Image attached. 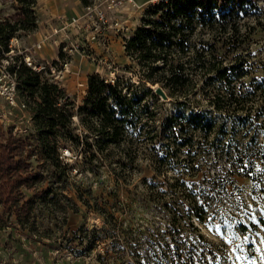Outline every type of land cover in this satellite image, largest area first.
I'll return each mask as SVG.
<instances>
[{
    "label": "trees",
    "instance_id": "1",
    "mask_svg": "<svg viewBox=\"0 0 264 264\" xmlns=\"http://www.w3.org/2000/svg\"><path fill=\"white\" fill-rule=\"evenodd\" d=\"M19 1L28 11L14 23H0L3 47L17 27L37 25L35 0ZM257 13L253 0L147 3L124 44L136 60L138 82L123 85L93 72L79 103L21 64L19 90L27 95L33 128L20 136L0 130V231L10 227L5 243L12 246L8 253L0 248V260L53 249L69 252V264H93L85 254L101 244L99 264H209L205 259L215 257L218 247L199 224L223 226L236 218L219 209L217 199L235 191L237 176L258 187L264 170V62L250 48L261 21H248ZM156 84L173 110L153 91ZM64 147L74 153L71 162L63 159ZM34 161L36 167L51 166L48 186ZM76 165L81 174L107 170L115 182L99 198L80 184L73 189L77 199L62 194L75 214L84 206L85 216L94 211L103 223L90 227L79 221L63 240L45 236L35 200L45 199L60 179L69 180ZM135 169L142 173L137 183ZM119 186L127 199L119 197ZM139 209L157 214L143 222ZM258 220L264 223L262 216ZM239 227L247 225L239 221ZM227 248L221 251L228 254Z\"/></svg>",
    "mask_w": 264,
    "mask_h": 264
},
{
    "label": "rangeland",
    "instance_id": "2",
    "mask_svg": "<svg viewBox=\"0 0 264 264\" xmlns=\"http://www.w3.org/2000/svg\"><path fill=\"white\" fill-rule=\"evenodd\" d=\"M138 5H132L126 0H120V4L116 6V16L122 20L126 29L123 32L132 33L134 28L140 23V16L143 13V6L140 5L143 0H134ZM257 2L260 8V13L252 15L248 18L249 22L256 23L257 20L261 21V24L257 25L252 33V42L250 48L253 51L255 60L264 62V0H253ZM40 2V4L38 3ZM43 5L49 9L52 8L53 13H61L67 17L81 15L80 20H83L82 14L84 12L83 5L79 0H35V4H32L35 13L36 26L31 29L28 35L24 28L17 27L15 33L19 35L23 41L34 40L43 25L39 23L46 19L47 14L43 13L40 7ZM26 10L28 7L21 3L19 0H0V23L11 22L14 23L20 18L26 16ZM48 14H50L48 12ZM259 18V19H257ZM53 20L54 24L59 25V20ZM50 20V21H51ZM44 22V26H48V22ZM44 29V28H43ZM70 41L72 42L73 51L71 52V73L66 76L65 85L63 90L72 92V97L75 98V102L79 103L82 96L86 92L85 86H79V81L87 82L89 74L98 72L103 74L107 78L116 77L117 82L124 84H136L138 82L135 69L137 68L136 60L130 57L124 49V43L122 42L123 34L114 33L108 31L107 35L109 39L104 43L102 38L99 40H90V35L87 30L79 29L77 26L70 27L69 30ZM101 37V36H100ZM262 71L255 70L256 75H260ZM65 86L67 87L65 90ZM160 98V97H159ZM160 100H162L160 98ZM165 101L164 107L173 110L172 104L169 100ZM163 107V106H162ZM21 126L28 127L27 131L21 135L27 134L32 130V122L28 118L23 122ZM80 131V129H77ZM12 133V132H11ZM13 134V133H12ZM19 133L14 134L18 136ZM246 141V138L244 139ZM63 159L71 162L73 159V152L69 151L67 147L62 148ZM34 170L42 169L40 173L47 177L44 186L49 185L51 177V166L43 165L37 166V162H33ZM76 167L72 168L71 177L69 180L64 181L60 179L58 183L54 184L55 189L50 191L48 195H45V199L36 198L35 214L40 221V231L45 236L51 238H58L63 240L64 234L69 229V226L77 227L79 221H85L88 226L101 225L103 223L99 214L94 211L88 210L86 216L81 209L74 213L70 200L68 201L62 194H66L75 197L74 186L80 184L81 188L92 189V192L96 198L104 192L105 188L114 187L115 182L111 176L108 175L107 170H104L99 175H93L91 173H78ZM261 170V169H260ZM149 176L155 175L152 172H146ZM140 173L136 169L133 171L132 180L137 183L140 179ZM145 174V173H144ZM173 172H168L167 175H173ZM162 175V174H158ZM260 181L258 187L254 182L243 176H237L235 191L231 192L227 196H219L217 199V207L226 211L229 216H236V218H229L223 226L219 222L208 223L207 225L199 224L202 232L208 237L214 240L218 249V253L215 257H209L205 259L209 264H264V223L258 220L259 216L264 218V170L260 173ZM27 195L32 194V190L23 189ZM119 197L127 199V191L123 186H119ZM86 196V195H85ZM137 216L143 220H148L151 216H156L155 211H147L145 209L137 210ZM157 214V213H156ZM68 217V218H67ZM65 218H67L65 220ZM68 222V223H65ZM239 221L247 225L246 229L239 227ZM252 222V223H250ZM165 225V222H163ZM10 231V227L0 231V248L6 246V253L11 251L12 246L5 243L7 240V233ZM17 236L24 238L23 231L16 226ZM45 240H48L45 237ZM222 243V244H221ZM10 245V246H9ZM223 245L228 246L229 253L224 254L221 251ZM100 244L96 249H92L85 254V260L89 263L99 264L96 260V253L98 250H102ZM31 257H25L22 253H16L13 260H9L6 257L8 264H69L72 255L64 250L51 249L47 253H40L33 251L30 254ZM204 264V263H202Z\"/></svg>",
    "mask_w": 264,
    "mask_h": 264
},
{
    "label": "built area",
    "instance_id": "3",
    "mask_svg": "<svg viewBox=\"0 0 264 264\" xmlns=\"http://www.w3.org/2000/svg\"><path fill=\"white\" fill-rule=\"evenodd\" d=\"M126 1L138 5L134 0ZM120 3V0H92L82 7L83 20H80L81 15L72 17L55 15L52 19L59 20V25L51 20L34 40L25 42L15 33L8 38L6 47L0 44V130L11 129L13 134L19 133L20 136L28 129L21 124L28 118L31 121L27 95L21 94L19 90L18 70L21 64H25L43 79L63 89L66 76L72 71L73 44L69 40L70 27L77 26L79 29L87 30L91 42L102 38V42L105 43L109 39L107 32L111 30L114 33H122L124 37L122 42L126 43L131 33L123 32L126 29L125 24L115 14L116 6ZM30 31L27 30L28 35ZM46 48L49 50L43 54ZM98 74L106 81L114 82L116 79ZM86 83L79 81L78 85L86 87ZM65 96L70 94L65 92ZM72 120L77 123V116L73 115ZM0 264L7 263L0 260Z\"/></svg>",
    "mask_w": 264,
    "mask_h": 264
},
{
    "label": "crops",
    "instance_id": "4",
    "mask_svg": "<svg viewBox=\"0 0 264 264\" xmlns=\"http://www.w3.org/2000/svg\"><path fill=\"white\" fill-rule=\"evenodd\" d=\"M152 0H143L141 3H139L140 5H145V4H147V3H149V2H151ZM39 4H40V2H38ZM41 5V4H40ZM40 9H42L41 11H43V13H46L47 14V16H46V19L45 20H43V21H45V22H50V20H51V17L52 16H55V15H64V14H61V13H58V12H56V13H53L52 12V8H49V9H47L44 5H43V7L41 6L40 7ZM48 12L50 13V14H48ZM43 21H41L40 23H39V25H41V23H42V25H43V28H45V24H44V22ZM43 28H41V30H39L38 31V33L36 34V37H38V35L40 34V32H42V30H43ZM47 50H49V48H46L44 51H43V54L45 53V52H47ZM47 54V53H46ZM66 86H65V90H66ZM66 92L68 93V94H70V96H72V92H70V91H68V90H66Z\"/></svg>",
    "mask_w": 264,
    "mask_h": 264
},
{
    "label": "water",
    "instance_id": "5",
    "mask_svg": "<svg viewBox=\"0 0 264 264\" xmlns=\"http://www.w3.org/2000/svg\"><path fill=\"white\" fill-rule=\"evenodd\" d=\"M153 91L162 99V100H166L168 101L170 98L168 97V95L166 94V92L164 91V89L159 85L156 84L155 86H152Z\"/></svg>",
    "mask_w": 264,
    "mask_h": 264
}]
</instances>
